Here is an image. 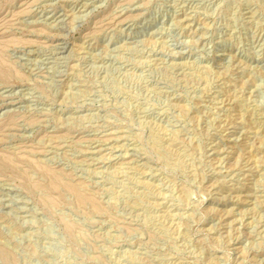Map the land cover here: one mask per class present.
Returning <instances> with one entry per match:
<instances>
[{
  "label": "rangeland",
  "instance_id": "374dc122",
  "mask_svg": "<svg viewBox=\"0 0 264 264\" xmlns=\"http://www.w3.org/2000/svg\"><path fill=\"white\" fill-rule=\"evenodd\" d=\"M0 264H264V0H0Z\"/></svg>",
  "mask_w": 264,
  "mask_h": 264
}]
</instances>
